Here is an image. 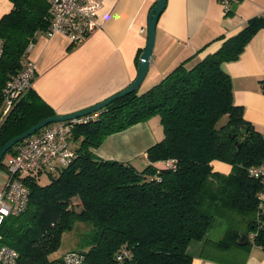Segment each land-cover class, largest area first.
Listing matches in <instances>:
<instances>
[{"label":"trees","instance_id":"trees-1","mask_svg":"<svg viewBox=\"0 0 264 264\" xmlns=\"http://www.w3.org/2000/svg\"><path fill=\"white\" fill-rule=\"evenodd\" d=\"M9 1L11 10L0 18V105L6 82L27 59V46L52 18L47 0ZM262 28L264 13L224 39L215 53L192 65H186L187 58L147 90L139 93L138 86L92 113L95 117L74 123L69 141L75 158L46 171L45 185L37 183L40 173L24 178L26 209L5 217L0 226L2 244L17 252L18 264L57 263L59 257L50 255L76 221L91 227L78 251L84 264H191L189 244L203 240L218 220L226 225L220 244L236 245L239 233H253L248 244L264 251L261 183L248 173L264 161V134L244 119L223 69ZM55 115L30 88L0 123V148ZM156 116L162 137L147 149L143 169L93 152L109 135ZM222 117L226 121L217 127ZM168 159L175 160L174 168L164 166ZM214 161L230 171L214 170ZM122 250L127 254L118 259Z\"/></svg>","mask_w":264,"mask_h":264},{"label":"crops","instance_id":"crops-1","mask_svg":"<svg viewBox=\"0 0 264 264\" xmlns=\"http://www.w3.org/2000/svg\"><path fill=\"white\" fill-rule=\"evenodd\" d=\"M156 2L102 0L94 18L96 30L80 44L59 33L37 34L27 56L35 65L31 89L56 115H65L126 88L136 77L146 45L148 12ZM11 8L9 0H0V18ZM263 13L264 0H240L228 14L217 0H166L157 19L141 92L185 59L190 58L186 65H192L215 53L224 39ZM223 69L231 78L233 100L243 107L244 119L264 134V28L256 32L236 61L223 63ZM156 117L109 135L93 152L118 161L133 162L140 157L147 164V149L162 137ZM213 168L221 173L230 171L229 165L215 161ZM224 233L191 242L187 248L191 264H264V251L258 246L220 244Z\"/></svg>","mask_w":264,"mask_h":264},{"label":"built area","instance_id":"built-area-1","mask_svg":"<svg viewBox=\"0 0 264 264\" xmlns=\"http://www.w3.org/2000/svg\"><path fill=\"white\" fill-rule=\"evenodd\" d=\"M240 0H217L224 14L231 11L234 3ZM51 23L44 32L47 36L55 33L62 34L73 44H80L97 28L94 18L101 7L102 0H47ZM33 44L30 43L26 52L29 53ZM4 43L0 38V60L3 54ZM35 65L26 59L22 68L12 76L2 90L0 105V123L31 88ZM95 115H87L70 121L52 122L41 128L37 133L25 139L16 147L14 153L6 155L4 166L8 179L0 190V226L7 216L21 214L27 206L29 190L23 180L26 177L38 176L46 171L54 172L57 168L67 166L74 158L75 151L69 141L74 123L82 122ZM166 168H174L175 160L163 162ZM248 173L261 183V190L257 195L258 209L264 211V161L248 169ZM249 234V238L253 237ZM127 254L122 250L121 256ZM17 252L2 244L0 235V264H18ZM55 264H84V255L78 251H67L59 257Z\"/></svg>","mask_w":264,"mask_h":264},{"label":"water","instance_id":"water-1","mask_svg":"<svg viewBox=\"0 0 264 264\" xmlns=\"http://www.w3.org/2000/svg\"><path fill=\"white\" fill-rule=\"evenodd\" d=\"M166 0H157L155 5L149 10L148 17H147V39H146V45L144 47L143 52L140 55V58L138 60V66H137V74L134 80L123 90L113 94L112 96L104 99L103 101L96 103L88 108H85L83 110L73 112L70 114L65 115H55L51 117L44 118L43 120L36 123L34 126L30 127L28 130H26L24 133L13 137L9 141H7L1 148H0V161L3 157V155L13 147L16 143L20 142L21 140H25L28 137L32 136L36 131L40 130L41 128L45 127L46 125L52 123V122H58V121H70L73 119L81 118L87 115H90L92 113H95L102 108H104L106 105L114 101L115 99H118L126 94L131 93L134 91L142 82L143 78L146 75L148 64H149V58L151 56L153 45L155 41V27L157 23V19L161 12L164 9ZM236 144V143H235ZM238 245H245L248 243V237L243 234L239 233V238L236 242Z\"/></svg>","mask_w":264,"mask_h":264},{"label":"rangeland","instance_id":"rangeland-1","mask_svg":"<svg viewBox=\"0 0 264 264\" xmlns=\"http://www.w3.org/2000/svg\"><path fill=\"white\" fill-rule=\"evenodd\" d=\"M142 86L138 87V92L142 91ZM158 118V117H156ZM226 121V117H222L218 123L217 127L222 125ZM161 129V128H160ZM6 162V155L2 158V165H0V190L4 187L7 179L8 173L3 163ZM133 166L137 169H143L146 165V161L144 158L137 157L133 162H131ZM49 182V176L46 173H42L37 178V183L40 185H45ZM90 225L82 222L76 221L74 223L73 229L71 231H67L62 234L61 244L59 248L54 251L50 257L54 258L57 256H61L63 253L67 251H80L83 246L86 244L87 232L90 230ZM226 230V225L220 220L216 221L213 227L208 231L206 237L214 238L215 236H219V234L223 233Z\"/></svg>","mask_w":264,"mask_h":264}]
</instances>
